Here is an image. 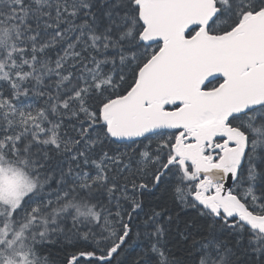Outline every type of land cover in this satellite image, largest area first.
<instances>
[{
    "label": "snow or ice",
    "instance_id": "obj_1",
    "mask_svg": "<svg viewBox=\"0 0 264 264\" xmlns=\"http://www.w3.org/2000/svg\"><path fill=\"white\" fill-rule=\"evenodd\" d=\"M0 264H264V0H0Z\"/></svg>",
    "mask_w": 264,
    "mask_h": 264
},
{
    "label": "trees",
    "instance_id": "obj_2",
    "mask_svg": "<svg viewBox=\"0 0 264 264\" xmlns=\"http://www.w3.org/2000/svg\"><path fill=\"white\" fill-rule=\"evenodd\" d=\"M138 243H139V241H138Z\"/></svg>",
    "mask_w": 264,
    "mask_h": 264
}]
</instances>
